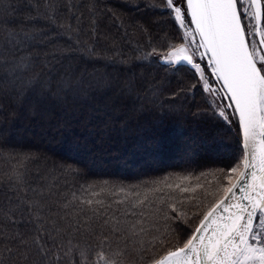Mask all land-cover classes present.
<instances>
[{
  "label": "snow or ice",
  "instance_id": "snow-or-ice-1",
  "mask_svg": "<svg viewBox=\"0 0 264 264\" xmlns=\"http://www.w3.org/2000/svg\"><path fill=\"white\" fill-rule=\"evenodd\" d=\"M155 7L171 19L179 43L149 54L176 71L189 68L193 82L180 92L198 88L223 123L235 118L241 140L232 164L215 184L184 169L101 191L80 185L70 195L49 184L20 187V172L10 206L0 207V264H264V0ZM25 8L18 19L17 0H0V89L21 100L119 86L139 98L135 81H97L76 66L103 59L95 50L97 0H25ZM16 163L26 170L24 157ZM28 191L31 199L21 195Z\"/></svg>",
  "mask_w": 264,
  "mask_h": 264
},
{
  "label": "trees",
  "instance_id": "trees-1",
  "mask_svg": "<svg viewBox=\"0 0 264 264\" xmlns=\"http://www.w3.org/2000/svg\"><path fill=\"white\" fill-rule=\"evenodd\" d=\"M17 2L22 19L25 0ZM160 2L97 0L102 38L95 50L103 59L76 61L94 80L135 81L138 99L119 86L21 100L10 89H0V207L10 206L11 186L20 172L26 181L20 187L49 184L52 191L70 195L80 185L101 191L184 169L204 172L202 180L215 184L219 170L232 164L241 140L237 122L223 123L198 88L180 92L193 82L189 68L176 71L149 54L153 47L179 43L171 19L155 7ZM84 39L92 46L91 39ZM145 89L154 95L146 98ZM21 157L26 170L16 163ZM21 195L33 196L30 191Z\"/></svg>",
  "mask_w": 264,
  "mask_h": 264
},
{
  "label": "rangeland",
  "instance_id": "rangeland-1",
  "mask_svg": "<svg viewBox=\"0 0 264 264\" xmlns=\"http://www.w3.org/2000/svg\"><path fill=\"white\" fill-rule=\"evenodd\" d=\"M233 120L235 121V118L233 117ZM236 122V121H235Z\"/></svg>",
  "mask_w": 264,
  "mask_h": 264
}]
</instances>
